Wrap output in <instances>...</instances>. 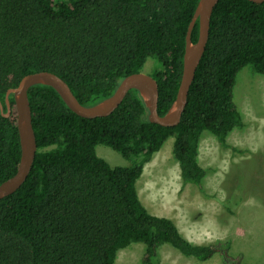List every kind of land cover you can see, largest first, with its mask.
I'll use <instances>...</instances> for the list:
<instances>
[{
    "label": "trees",
    "instance_id": "trees-1",
    "mask_svg": "<svg viewBox=\"0 0 264 264\" xmlns=\"http://www.w3.org/2000/svg\"><path fill=\"white\" fill-rule=\"evenodd\" d=\"M197 2L0 0L3 112L6 91L27 74L51 72L81 105L91 106L153 58L161 65L151 76L158 85L157 112L164 115L176 97ZM197 36L196 21L191 41ZM246 65L264 74V2L219 0L176 126L150 123L136 90L108 116L86 119L68 109L52 87H30L36 153L25 182L0 199V264H114L117 253L132 244L143 246L141 264H155L164 245L196 261L218 256L228 264L227 243L189 242L171 219L148 212L136 183L172 137L182 185H194L205 196L199 138L206 130L221 147H230L227 134L242 124L233 86ZM8 100L9 115L0 113V183L15 173L20 157L13 96ZM99 144L130 165L110 167L95 153Z\"/></svg>",
    "mask_w": 264,
    "mask_h": 264
},
{
    "label": "rangeland",
    "instance_id": "rangeland-1",
    "mask_svg": "<svg viewBox=\"0 0 264 264\" xmlns=\"http://www.w3.org/2000/svg\"><path fill=\"white\" fill-rule=\"evenodd\" d=\"M161 65L146 59L141 72L152 75ZM233 102L242 117L240 127L226 136L234 148L221 147L213 134L203 131L197 162L205 170L202 188L182 185L168 137L136 183L139 200L149 213L171 219L193 244L215 241L228 244V264H264V74L242 67L233 86ZM96 155L110 167L130 161L105 145ZM143 246L132 244L117 253L114 264H141ZM155 264H223L218 256L196 261L162 246Z\"/></svg>",
    "mask_w": 264,
    "mask_h": 264
},
{
    "label": "water",
    "instance_id": "water-1",
    "mask_svg": "<svg viewBox=\"0 0 264 264\" xmlns=\"http://www.w3.org/2000/svg\"><path fill=\"white\" fill-rule=\"evenodd\" d=\"M218 1L198 0L197 2L186 31L182 73L176 97L171 107L162 116L157 112L158 85L156 80L151 75L141 71L126 75L108 98L91 106L81 105L67 84L58 76L47 71L27 74L21 78L15 88L8 89L4 95L6 112H3V106L0 102V113L4 117L9 115L8 98L9 95H12L16 109V128L19 137L20 157L15 173L0 183V199L20 188L25 182L34 161L36 142L27 98L28 89L34 85L44 84L52 87L68 109L77 116L86 119L108 116L119 107L128 91L136 90L147 109V120L150 123L163 127L176 126L185 108L189 86L193 81L195 70L204 52L208 38L210 16ZM249 1L254 3L264 2V0ZM196 21L198 23V36L196 42H192L191 31Z\"/></svg>",
    "mask_w": 264,
    "mask_h": 264
}]
</instances>
